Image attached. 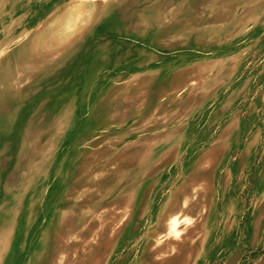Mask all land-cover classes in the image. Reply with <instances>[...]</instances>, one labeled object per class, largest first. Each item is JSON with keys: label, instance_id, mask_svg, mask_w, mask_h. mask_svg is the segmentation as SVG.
I'll list each match as a JSON object with an SVG mask.
<instances>
[{"label": "rangeland", "instance_id": "obj_1", "mask_svg": "<svg viewBox=\"0 0 264 264\" xmlns=\"http://www.w3.org/2000/svg\"><path fill=\"white\" fill-rule=\"evenodd\" d=\"M0 264H264V0H0Z\"/></svg>", "mask_w": 264, "mask_h": 264}, {"label": "bare ground", "instance_id": "obj_2", "mask_svg": "<svg viewBox=\"0 0 264 264\" xmlns=\"http://www.w3.org/2000/svg\"><path fill=\"white\" fill-rule=\"evenodd\" d=\"M187 200H188V198H187ZM177 208H178V204L176 202V204H174L173 208L169 212H167L168 213V217L166 219L165 226H164V229L166 231V234L164 235V237L169 236L171 238V240H175L177 238V236H178L177 228L184 223L185 219L180 215V213L183 212V209L186 210V208H187L186 202L184 200L182 201V208L183 209L181 211H179ZM160 248H162V246ZM172 261L173 260H171L169 262H172Z\"/></svg>", "mask_w": 264, "mask_h": 264}]
</instances>
